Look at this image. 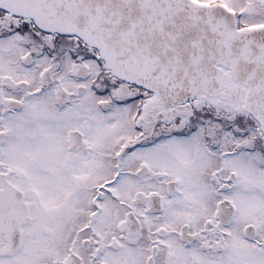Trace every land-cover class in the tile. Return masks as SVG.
Listing matches in <instances>:
<instances>
[{"label": "snow or ice", "instance_id": "obj_1", "mask_svg": "<svg viewBox=\"0 0 264 264\" xmlns=\"http://www.w3.org/2000/svg\"><path fill=\"white\" fill-rule=\"evenodd\" d=\"M0 264H264V0H0Z\"/></svg>", "mask_w": 264, "mask_h": 264}]
</instances>
